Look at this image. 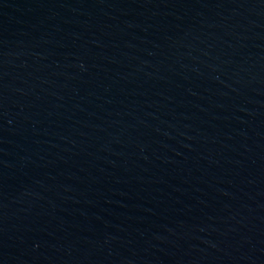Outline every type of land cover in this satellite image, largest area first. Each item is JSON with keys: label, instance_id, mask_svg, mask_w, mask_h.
Instances as JSON below:
<instances>
[{"label": "water", "instance_id": "water-1", "mask_svg": "<svg viewBox=\"0 0 264 264\" xmlns=\"http://www.w3.org/2000/svg\"><path fill=\"white\" fill-rule=\"evenodd\" d=\"M0 264H264V0H0Z\"/></svg>", "mask_w": 264, "mask_h": 264}]
</instances>
